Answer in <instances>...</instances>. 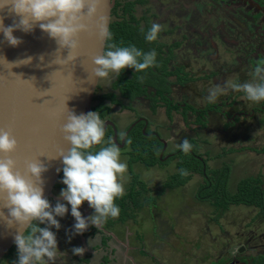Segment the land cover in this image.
Returning a JSON list of instances; mask_svg holds the SVG:
<instances>
[{"label": "rangeland", "instance_id": "rangeland-1", "mask_svg": "<svg viewBox=\"0 0 264 264\" xmlns=\"http://www.w3.org/2000/svg\"><path fill=\"white\" fill-rule=\"evenodd\" d=\"M257 10L251 0H143V3L135 5L134 14L137 18L143 17L148 25L158 23L162 26L158 38L163 44L181 41V45H185V40L174 30L182 27L188 31L187 28L198 27V32L188 31L194 39L193 43L197 45L194 49L183 46L184 55L178 60L179 64L184 66V71L197 77L226 72L225 84L226 81L248 82L256 65V62L249 61L256 60L257 56L258 60L264 59V17L251 16ZM187 17L192 18V21ZM225 27L231 30L226 31ZM254 30H257V34ZM243 40H246L247 46L243 45ZM202 83L207 86L204 91L208 95L211 88L209 81L203 80ZM225 92H231L227 100L235 102L231 108L229 105L225 106L230 114L238 111L251 114L250 110L259 107L261 103H251L244 99L243 93L231 89ZM225 92L218 97L216 103L224 102ZM181 93L182 89L177 93L179 100L182 98ZM202 99L196 103L204 104L206 99ZM256 117L258 118L255 120L252 118L245 121L239 118L238 121H241L234 130L210 126L208 130L196 131L194 125H171H177V130L174 131H178L175 135L181 138L178 142L197 136L207 141L200 144L203 147L200 152L205 156L210 155V168H219L221 161L231 162V191L235 189L237 181L259 172L264 189V152L258 155L253 151L264 146V114ZM178 121L180 122L179 118ZM180 128L182 131L179 133ZM167 134L169 135L168 132ZM228 134H233L234 137L224 141L223 137ZM213 157L222 160H211ZM170 171L167 170L168 178L172 174ZM126 177L125 173L124 178ZM148 182L147 187L151 191L149 197L155 199V203L136 213L135 224L128 221L112 228L113 238L107 244L109 251L97 249L98 238L92 239L89 245L88 235L74 234L75 219L71 215V206L66 201H61L66 204L68 213L64 217H56L61 224L59 230L51 229L56 233L60 251L55 264H101L102 256L105 255L110 257L111 264H253L254 259L264 255V219L257 208L238 206L215 213L214 207L208 202H199L195 198L202 183L200 175L193 176L183 193L174 195L178 202L175 197L172 198L173 202L171 198L159 202L163 194H158L159 180L150 177ZM151 183L154 185H150ZM59 193L60 191L55 194ZM49 202L53 207L57 203L52 200ZM83 206L84 204L80 211L85 216ZM92 214L93 209L86 217ZM138 233L142 235L141 240ZM240 246H243L241 253L237 249ZM74 247L84 248V254L78 257L74 255ZM83 257L87 260H78ZM16 259L15 246L10 255L0 260V264H13Z\"/></svg>", "mask_w": 264, "mask_h": 264}, {"label": "clouds", "instance_id": "clouds-1", "mask_svg": "<svg viewBox=\"0 0 264 264\" xmlns=\"http://www.w3.org/2000/svg\"><path fill=\"white\" fill-rule=\"evenodd\" d=\"M9 5V12L19 17V21L5 26L3 17H0V32L5 41L12 47H18L23 41L13 35L14 31L29 33L38 26L56 42L57 51L68 50L67 58L58 62L60 65L77 59L73 53L80 46L81 33H90L101 41L112 40L108 17L99 14L102 7L108 6V0H0V9ZM161 31L162 26L158 23H152L147 32L141 28L145 40L150 43L158 39ZM31 59L19 60L16 66L28 64ZM92 63L95 82L107 84L112 76H119L125 69L139 73L156 66L157 52L155 49L144 52L134 45L108 43L106 50L92 57ZM250 75L248 82L226 81L223 86L209 88L205 99L208 103H215L221 94L231 89L243 93L244 99L251 103L264 102V59L256 62ZM60 131L70 147L61 149L58 154L63 168L57 171L62 170L61 183L66 185L59 197L71 206V215L75 219L74 234H83L90 225L99 229L109 218L119 216L120 208L115 201L124 195L122 181L127 164L120 160V149L111 139L106 146L92 151L93 146L105 144V122L98 112L77 115L68 109ZM124 135V132L120 133L121 139ZM18 146L10 129H0V220L17 228L14 235L17 259L13 264H55L60 251L56 233L51 229L61 228L56 217H64L68 208L59 200L53 207L45 198L42 176L48 168L41 161L26 160L24 169H19L12 155ZM177 147L185 154L192 149L187 139ZM180 175H188L187 170L180 169ZM84 202L94 210V214L87 218L80 211ZM84 252L82 247L72 249L77 256Z\"/></svg>", "mask_w": 264, "mask_h": 264}, {"label": "water", "instance_id": "water-1", "mask_svg": "<svg viewBox=\"0 0 264 264\" xmlns=\"http://www.w3.org/2000/svg\"><path fill=\"white\" fill-rule=\"evenodd\" d=\"M114 5L115 0H108V6L99 13L108 17V27ZM9 8L10 5L0 9L5 26L19 21ZM13 35L23 41L18 47L10 46L0 32V129H10L18 141L12 155L20 170L26 160H39L48 168L42 176L44 196L61 202L64 200L54 192L62 172L57 170L63 168L58 154L70 145L63 140L60 129L68 109L77 115L91 111L99 83L92 75V57L105 50L106 41L81 33L80 46L73 53L77 59L60 65L58 62L67 58L68 50L57 51L56 42L38 26L29 33L16 30ZM28 57L32 58L30 63L16 66L17 61ZM4 211L7 213V209ZM16 232V227L0 220V260L15 246Z\"/></svg>", "mask_w": 264, "mask_h": 264}, {"label": "flooded vegetation", "instance_id": "flooded-vegetation-1", "mask_svg": "<svg viewBox=\"0 0 264 264\" xmlns=\"http://www.w3.org/2000/svg\"><path fill=\"white\" fill-rule=\"evenodd\" d=\"M130 1H132V0H130ZM133 1H136V0H133ZM251 1H253L258 8V10L256 12L252 13L251 16H255L256 18L264 17V2L262 0H251ZM187 19L190 20L192 18L187 17ZM190 21H192V20H190ZM143 26H144V24H143ZM150 26H151V23L149 24V27ZM193 27L194 28H187V30L189 29L188 31L192 30L193 32H198L199 28L198 27L195 28V26H193ZM233 27L234 26H232V28ZM225 30L230 31L231 28L225 27ZM174 31L178 35H180L181 39L185 40V45L184 44L181 45V41H174V42H170L169 44L168 43L163 44L159 38L156 41L151 42V43L146 41V43H145L146 46H144L143 49H141V50H143L144 52H148L150 50L155 49V51L157 52V64H156V66L149 68L144 72H139V73L135 72L133 69H125L126 78L129 80V85L126 88V92H127L126 95L127 96H125L123 94V91H122L121 87L119 86V84H117L118 86H116V82L119 80V76H112L111 81H110V83H108V85H109V88L111 90L110 94L113 95L114 99H113V101L107 100V101H109L110 105H109V110L107 111V114L105 115L104 118H106V117L110 118V116H112L113 113H115L117 115V114L122 113L123 111H128L129 113H131L135 117L134 121H132L128 125V127H129L128 134H129V131L132 130L134 127H136L138 124H144V127H143L144 131L149 130V127L147 125L154 124L157 131L155 133H153V132H149V133H150V135L157 136L159 138V141L161 142V140H160L161 137L159 136V134H162V131H167V130L173 129L172 126H170V128L165 126L166 124H184L185 127L186 126L188 127L189 125H194L196 127V129H194V130L197 131V129H198L199 131H204L207 129V122H208L209 114L212 112H215L219 116H221V118L223 119V123H220L218 120L213 119V122L215 123V128L218 127L220 129H223V130H226V129H233L234 130L238 126L239 121H241V120L238 121L239 118H241V119H243V121H245L246 119L254 118V115H256V114L257 115H263L264 114V102H261L259 107L252 108L250 110L251 114H248L244 111H242V112L238 111V112L233 113V114H230V112L228 113L225 109V106L227 107L229 105V108H231L233 105H235V102L232 99H230V101L227 100L229 98V95H231L230 94L231 92L230 93L225 92L224 95L226 98H224L225 100L221 104L216 103V102L215 103H208L207 100H205L204 104L199 105V103H196L197 100H200L204 97H200L201 95L199 96V93H196L197 91L193 92V93H195V95H193V97H192L193 100H192L191 98L188 97L189 96L188 93H186L183 90L184 94L181 93L182 98L179 100L177 98V93L181 92V89L183 88L184 85L189 84V86H191V84L195 85V83L202 81V80L209 81L211 79V77H214L215 75H219L218 80H217V82H219L218 84L224 85L226 72H219V73H216L215 75H210V76L197 77V76H193V75L187 73L186 71H184V66L182 64H179L180 63L179 61L181 59V55H184L183 46H185L186 48L191 46L190 49H194L195 45H197V44L193 43L194 39L192 37H190V35H189L190 32L185 31V28H182V27L176 28ZM254 31H255V34H257V30H254ZM170 32H172V31H170ZM243 41L245 43L243 45L247 46L248 43L246 42V40H243ZM250 41H253V40H250ZM231 42H232V40H231ZM236 42L238 43V41H236ZM236 42L233 41V43H236ZM187 59H188V57H186V60ZM237 59L238 58H236V60ZM257 60H258V56H257L256 60L253 59V60H250L249 62H257ZM188 62H189V60H188ZM218 69H221V68H218ZM141 77H142V79H141ZM95 93H97V92H95ZM94 98H95V96H94ZM193 101L196 104V106H195V104H193ZM94 102L95 101H93V104H94ZM209 104L215 105V108L205 110L207 105H209ZM188 106H191L194 109V111L186 109V107H188ZM93 107H94V105L92 106V108ZM92 108H91V111H92ZM189 117H192L193 120L188 121ZM104 118L102 120H104ZM178 118L180 119V122L178 121ZM167 121H168V123H167ZM108 125H106L107 127H105V137H104L105 144H104V146H106V142H107L106 134L109 133V131L112 132V139L111 140H113V138L115 136L114 132H113V128H111L112 124H108ZM181 131H182V129L180 128L179 133ZM232 135L228 134V136L230 138L234 137ZM126 136H125V138L123 137V139H121V137H120L119 142L121 141V143L123 144V146L121 147L120 150H124L127 147V146H125ZM189 139L198 140L199 146L203 142L204 143L206 142L205 140L204 141L201 140V138L199 136L187 138V140H189ZM99 146L100 145H95V146H93V148H97ZM229 149L231 150V148H229ZM181 150L182 149H180V148L178 150H175L173 153L168 155V157L166 158V155L164 154L165 149H164V147H162V152H161L160 157H163V161H165L166 159L170 158V156H173L176 151H181ZM200 150H201V146H200ZM200 150H199V153L202 154L200 152ZM246 150H250V149L246 148ZM253 151H255L259 155V154L264 152V146L260 150H253ZM251 152H252V150H251ZM209 156H210L209 154L207 156H205V154H202V157L204 159H206L208 157V161L210 159ZM173 162H175V161H173ZM173 162H171V163H173ZM225 163L230 164V167H231L230 180H231V176H232V172H233V167L231 166L232 164H231V162H225ZM207 164H208V162H207ZM194 175H198V174H193V176ZM193 176L190 178L189 181L192 180ZM257 176H260V178H262L260 172L256 175H252V176H248V177H257ZM189 181L185 185H179L176 188H181L182 190H184L185 186L189 183ZM261 181H262V179H261ZM163 184L160 185L161 190L163 192L166 189H174V188L163 187ZM145 186H146V188H145L146 191L142 192L140 190L141 193H140V196L138 197L140 203L143 204V207L140 210H142L145 206L149 207L152 203L153 204L155 203V199L149 197L150 192H151L150 189L147 187V185H145ZM230 186H231V184L229 185V187ZM129 188H130V184H128V186L125 187L124 194L127 193ZM54 192L57 193V192H59V190L55 189ZM199 202H205V201H199ZM238 206H243V205H238ZM238 206L231 205L228 209H230L232 207H238ZM83 207H84L83 210L85 211L86 203L84 204ZM87 207H88L87 208L88 212L91 211L92 208H90L89 205H87ZM227 210H225V211H227ZM139 211H136V212L133 211V212L136 215V213ZM128 212H129V210H128ZM218 212H222V211L219 210ZM84 217L87 218L86 214ZM262 218L264 219L263 216H262ZM109 220H110V218L107 221H109ZM116 220H117V218L114 219V221H116ZM128 221L133 222V220H130V219H126L123 222L116 221L114 223V225H111L110 227L106 226V223H105L99 229H97L95 226L90 225L89 228L87 229V231L84 232V234L88 235L90 240H92L94 238L99 239V244H98L99 246H97L98 250L101 249V250L109 251V246L107 244L113 238V234L111 232L113 230L112 228L113 227L115 228L116 225L126 224ZM136 222H137V216H136ZM133 224H135V223L133 222ZM104 239H105V243L103 244L102 240H104ZM237 249H238V252L241 253L243 251V246H240V248H237ZM111 252L114 253L113 249H111ZM105 257H107L108 260L110 261V257L105 255V256H102L103 259L101 261V264H104V258ZM263 258H264V255L257 258V259H259V263H255L256 259H254L253 264H263V263H261V262H263ZM81 259L87 260V259H84V257L78 258V260H81ZM109 263L111 264V261Z\"/></svg>", "mask_w": 264, "mask_h": 264}, {"label": "trees", "instance_id": "trees-1", "mask_svg": "<svg viewBox=\"0 0 264 264\" xmlns=\"http://www.w3.org/2000/svg\"><path fill=\"white\" fill-rule=\"evenodd\" d=\"M141 3H143V0H118L115 2L109 25V29L112 33V40L106 41L105 50L108 43H115L118 46H130L134 44L138 49H143V47L146 46V40L144 38V33L141 32V28L144 29V32H147L150 27L145 23L143 17L137 18L134 14L135 5ZM117 84L121 87L123 94L127 96L126 88L129 85V80L126 78L125 70L119 75L116 86H118ZM105 99L113 101L114 97L112 94H108L105 96ZM95 100L96 98H93V101ZM100 105L101 101L92 108V111L98 112L101 119H103L108 108L100 107ZM213 108H215V105L209 104L205 110ZM186 109L194 111L191 106L186 107ZM143 127L144 124H138L130 130L129 134L126 136L125 146H127L129 164L141 162L146 168H150L156 165L166 166L175 161L174 171L163 184V187L176 188L179 185H185L193 174H198L202 177V183L196 191L195 198L199 201L208 202L215 208V213L219 210L225 211L231 205H243L257 208L261 216L264 217V189L262 188L260 176L247 177L239 180L235 189L231 191L229 189L230 164L223 163L219 168H210L207 164L208 157L204 159L202 154L199 153L200 146L198 140H188L192 145V149L189 153L185 154L182 150L176 151L173 156L163 161V157H160L163 147L162 142L159 141L157 136L150 135L149 130L144 131ZM106 138L107 141L112 139L111 131L106 134ZM119 140L120 137L118 138V141ZM92 151L95 152L94 148ZM180 169L187 170L188 175L181 176ZM128 171L131 175L130 188L127 193L115 201L120 208V214L116 221L123 222L126 219H130L135 223L136 216L134 212L139 211L143 207L138 197L141 191H146V186L129 168ZM62 178L63 172H61L59 182L55 186V189L59 191L66 188V185L61 183ZM114 219L115 218H110V220L106 222V226L110 227L114 225L116 222ZM40 226L44 227V225ZM137 235L139 240H141L142 235L139 233ZM102 243H105V239L102 240ZM14 247L15 246H13L4 257L10 255ZM109 262L108 258L105 257L104 264H110ZM255 263H259V259H256ZM261 263L264 264V258Z\"/></svg>", "mask_w": 264, "mask_h": 264}, {"label": "crops", "instance_id": "crops-1", "mask_svg": "<svg viewBox=\"0 0 264 264\" xmlns=\"http://www.w3.org/2000/svg\"><path fill=\"white\" fill-rule=\"evenodd\" d=\"M218 77H219V75H215L214 77H211V79L209 80L208 84L210 85L211 88L216 86L219 83V82H217ZM202 82H203V80L201 81V83H200V81L195 83V85H193V84H191V86H189V84L184 85L183 88H182V94H184V91H185L186 93H188V95H189L188 97L192 99L193 95H195V93H193V92L197 91L196 93H199V96L201 95L200 97L206 98L207 93H206V91H204V89L206 90L207 86H203L204 83H202ZM96 92H97V93H95L96 100H95L93 105L96 106L99 103V101H101L100 107H103V108L107 107L108 110H109L110 103H109V101H107V99H105V96L111 93V90L109 88L108 83L106 84L104 81H99ZM193 104H195L194 101H193ZM195 106H196V104H195ZM106 114H107V112H106ZM256 116H257V114L254 115L253 120L258 118ZM134 119H135V117L131 113H129L128 111H123L122 113L117 114V115L115 113H113L112 116H110V118H108V117L104 118L103 121L105 122V127H107L106 125H108V124H112L111 128H113V132H114V135H115V136L113 135L115 138H113L112 141L115 144H117L119 149H121V147L123 146L121 141L120 142L118 141V138L120 137V133L124 132L125 136H126L128 134L127 132H128V129H129L128 125L132 121H134ZM213 119H216L220 123H223V119L221 118V116H219L215 112H212V113L209 114V118H208V122H207V130H208V128L210 126H214V128H215V123L213 122ZM192 120H193V118L189 117L188 121H192ZM167 123H168V121H167ZM172 125H174V124H172ZM172 125L171 124H166L165 126L170 128V126H172ZM147 126L149 127L150 132L155 133L157 131L154 124H149ZM174 127H176V128L174 129ZM174 127L172 126V128H173L172 130L162 131V134H159V136L161 137L160 140L165 142V146L163 145V147L165 149V153L164 154L166 155V158L168 157V155L173 153L175 150H178L179 148L177 147V145L182 143V141L178 142V140H181V138L178 137L177 135H175L177 133H175L174 130H177V125L174 126ZM167 132L169 133V135L167 134ZM125 136H124V138H125ZM223 139H224V141L225 140L227 141L228 139H230V137L229 136H225V137H223ZM103 146H104V144L100 145L97 148H94V150L97 151V150H99V148H101ZM202 148L203 147H201V149ZM205 152H207V150H205ZM216 157H221V156H216ZM216 157H213L211 160H213V159H214V161L216 159L217 160H222V158L220 159V158H216ZM222 157H223V155H222ZM120 160L127 164L126 175L128 177L124 178L123 181H122V183L124 185V190H125V187L128 186V184H130V181H131V175H130V173L128 171V168L134 174H136L139 177V179L144 182L145 185H148V183H149L148 181H149L150 177H152L155 180H159V185H162L164 182H166V180L168 178L167 170L168 171L171 170L170 172L173 173L174 164H175V162H173V166H172V163H170L169 165H166V166H158V165H156V166H153V167H150V168H146L141 162H133V163L129 164V156L127 155L126 150H120ZM221 163L223 164L225 162L221 161ZM128 165H129V167H128ZM156 172H157V174H156ZM189 183H190V181H189ZM150 185H154V183H151ZM229 185H230V181H229ZM153 189H155V188H153ZM158 191H160L158 194H162L163 193L161 195L160 199H159V202L161 200H169L170 198L172 199L174 197H175L176 201L178 202L179 200L174 195L176 193L180 194V193L184 192V190H182L181 188L166 189L163 192L161 190V186L159 187ZM172 193H173V196H171ZM150 194H151V192H150ZM171 201L173 202L174 199H172ZM144 208H148V206H145Z\"/></svg>", "mask_w": 264, "mask_h": 264}]
</instances>
